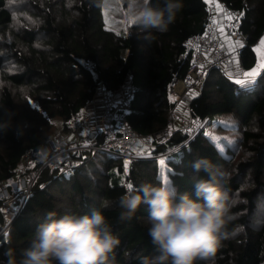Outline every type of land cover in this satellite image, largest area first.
<instances>
[{
	"label": "trees",
	"instance_id": "obj_1",
	"mask_svg": "<svg viewBox=\"0 0 264 264\" xmlns=\"http://www.w3.org/2000/svg\"><path fill=\"white\" fill-rule=\"evenodd\" d=\"M21 1L14 6L0 0V115L10 110L12 120V127L0 132V182L14 176L26 150L44 148L42 134L53 120L58 134L66 132L102 90L120 91L126 81L135 87L125 113L128 125L149 135L168 124L176 104L170 87L186 74L191 55L184 42L204 26V0H182L183 9L164 33H146L131 18V23L112 27L103 0ZM220 1L241 13L246 38L238 63L247 72L256 64L254 46L264 33V0ZM24 18L34 21L28 24ZM237 78L241 77L212 68L199 93L188 101L192 120L214 125L218 116L232 115L236 126L229 129L237 134L233 143L223 140L224 135L217 140L203 128L186 131L175 124L166 141L151 143L146 156L126 161L88 150L72 153L70 170L39 173L0 238V264H9L10 257L18 264L45 213L84 214L105 200L111 206L104 214L121 241L116 264H140L141 257L154 254L147 209L142 205L130 221L120 222V197L129 184L135 188L144 182H170L180 192L191 193L196 179L207 178L193 170V162L200 158L211 161L217 176L230 171L226 186L238 191L243 201L232 209L237 219L229 226L238 233L222 241L212 264H264V218L254 222L257 201L264 196V68L254 83L241 86L235 83ZM106 134L105 128L96 130V142Z\"/></svg>",
	"mask_w": 264,
	"mask_h": 264
},
{
	"label": "clouds",
	"instance_id": "obj_2",
	"mask_svg": "<svg viewBox=\"0 0 264 264\" xmlns=\"http://www.w3.org/2000/svg\"><path fill=\"white\" fill-rule=\"evenodd\" d=\"M127 4L131 20L146 33L167 32L183 9L182 0H127ZM11 127L10 110L5 109L0 132ZM192 167L207 178L196 179L191 193L180 192L170 182H144L120 197V222L130 221L142 205L147 209L154 254L141 257L140 264H212L222 241L237 235L238 229L229 226L237 219L232 209L243 201L238 191L226 186L230 178L226 173L217 176L207 158L194 161ZM110 206L105 200L84 214L45 213L18 264H116L121 241L103 211ZM9 264L17 261L10 257Z\"/></svg>",
	"mask_w": 264,
	"mask_h": 264
},
{
	"label": "built area",
	"instance_id": "obj_3",
	"mask_svg": "<svg viewBox=\"0 0 264 264\" xmlns=\"http://www.w3.org/2000/svg\"><path fill=\"white\" fill-rule=\"evenodd\" d=\"M207 13L202 30L189 37L185 42V49L190 53V60L183 78L175 80L170 92L177 93L184 101V91L200 85L212 68L224 69L232 60L234 54L222 40L218 28V15L216 4L225 16H231L225 27L227 35L235 42H245L246 34L240 27V11L226 6L220 0H204ZM240 47L237 49L239 51ZM237 51V52H238ZM135 91L134 85L126 81L120 91L110 92L102 90L95 99L100 105L99 120L107 134L101 141L96 142L94 135L88 143L81 142L83 130H89L94 114L87 107L79 117L70 123L64 133H59L47 148L41 150H26L18 162L16 173L8 181L0 182V238L4 236L16 214L20 211L28 198L39 173L43 169L59 168L60 172L68 171L73 166L72 153L88 150L92 153H105L114 158H136L132 148L139 138L150 143L166 141L173 125L178 124L186 131H197L207 121H196L184 117L172 109L168 124L149 135H140L132 129L126 119L125 113ZM182 95V96H181ZM207 124V123H206ZM34 162L38 168L34 174L25 172L28 163ZM18 203V205H17ZM14 208V209H13ZM13 209V211H12Z\"/></svg>",
	"mask_w": 264,
	"mask_h": 264
},
{
	"label": "rangeland",
	"instance_id": "obj_4",
	"mask_svg": "<svg viewBox=\"0 0 264 264\" xmlns=\"http://www.w3.org/2000/svg\"><path fill=\"white\" fill-rule=\"evenodd\" d=\"M20 1L21 0H8L10 5H14V6L17 2H20ZM103 5H104L103 6L104 15H105V17H108L111 19V21L113 23L111 25L112 27H116V28L118 27L119 28V27L124 25L125 21H128V18H130L127 0H103ZM17 6L19 8L20 4ZM24 7H27V5ZM20 9H21V7H20ZM23 16L29 18L28 16H25V15H23ZM27 18H24L23 20H25L26 23H28V24H30L32 21H34L33 19L30 21ZM16 25H18V22L16 23ZM21 25H25L24 22H22V23L20 22L19 26H21ZM259 40H260V42L258 41L257 44L254 46V48H255L254 50H256L257 57H256V64L254 65V68H252V69L256 68V70H258L257 71L258 74L261 70V68H259L258 65L260 64L262 53H264V46L261 45V41L264 40V33ZM236 65H237L236 69L238 72H235V73L227 72V68H228L227 66L224 68V70L233 77L243 78V73H245V72L242 71L240 67H238L237 57L233 56V58H232V60L228 66H230V68L235 69L234 66H236ZM252 69L249 71H252ZM249 71H247V72H249ZM170 96H171V99L173 100L174 99L173 95H170ZM180 102H182V101H180ZM182 103L184 104L182 106L184 107V112H185L187 110L185 107L186 105H185V102H182ZM217 118H218V120L216 119L217 121L215 122L214 125L209 124V121H207L206 122L207 124L203 123L201 128H203V130L206 129V131L208 133H212L211 135L213 136V138H215L217 140L222 139L220 137V135H224L225 137L223 138V140H228L229 142L233 143L237 134L234 133L233 131H231L229 129V127L236 126V120L230 114H223V115L218 116ZM52 122L53 123H51V127L46 129L42 134V136L45 139L44 148L49 147V145L52 143V141L58 135L59 129H58L57 123H56L57 120H53ZM217 122H219V124H217ZM219 125H222L223 127H218ZM82 133H84V134H82ZM82 133H81V142L82 143H88V141H90V139L93 135L91 136V133L88 134V130H83ZM137 141H138V143L133 149L135 156L140 157L143 155L144 156L148 155V153L151 149V143L149 141L142 139V138H139ZM144 146H145V148H144ZM98 154H99L98 155L99 157L100 156L103 157L106 155L103 152L98 153ZM124 159H126V161L129 160L128 158H124ZM159 161H162V160L160 159ZM34 164H35L34 162L28 163V165L26 166L27 169L25 170V172H28V174L34 173V171H35L34 170L35 169ZM32 168H34V169H32ZM225 173L228 175L230 173V171L227 170V171H225ZM257 203H258V209H257V212L255 213L256 214L255 220H254L255 223L261 221L264 218V196H262V195L259 196ZM17 205H18V203H17ZM13 209H12V211H13Z\"/></svg>",
	"mask_w": 264,
	"mask_h": 264
},
{
	"label": "crops",
	"instance_id": "obj_5",
	"mask_svg": "<svg viewBox=\"0 0 264 264\" xmlns=\"http://www.w3.org/2000/svg\"><path fill=\"white\" fill-rule=\"evenodd\" d=\"M217 5L218 4H216V11H217V15H218V19H219V21H218V28H219V33H220V36H221V38H222V40L224 41V43H225V45H226V47L230 50V51H232V53L234 54V56L235 57H237V62L239 61L238 60V48L239 47H241V43H238V42H235V41H233L232 39H230V37L227 35V33H226V30H225V27H226V25H227V20H228V18H227V16H225V14L221 11V8H220V6L219 7H217ZM221 29H222V31H221ZM263 35V34H262ZM261 38V37H260ZM259 42H260V40H259ZM255 49V48H254ZM255 53H256V50H255ZM256 57H257V53H256ZM229 65V64H228ZM227 65V72H233V73H235V72H238L237 71V69H236V67H237V65L236 66H234V68L235 69H233V68H230V66H228ZM238 67H240L239 66V63H238ZM257 67V66H256ZM253 68H254V66H253ZM252 69V68H251ZM250 69V70H251ZM256 69V68H255ZM236 70V71H235ZM253 70V69H252ZM258 71V70H257ZM234 75V74H233ZM257 78V77H256ZM199 91H200V85H196V86H194V87H192V88H190V89H188V90H186V91H184V99L186 98V100H182L181 99V97H180V95L179 94H177V93H172L171 95H173V97H174V101L176 102V104H175V107H174V110L177 112V113H179V114H181L182 116H184V117H189V109H188V101H189V99L191 98V97H193V96H195V95H197L198 93H199ZM182 96V95H181ZM180 101H182V102H185V107H186V111L184 112V107L182 106V105H184L182 102H180ZM89 110H91V112H93V114H94V117H93V122L91 123V128L88 130V134L89 133H91V135H95V133H96V130H98V129H100V128H102L101 127V124H100V120H99V114H100V105H99V103L98 102H94V103H92V104H90L89 105V107H87ZM82 134H84V133H82ZM137 143H138V141H137ZM137 143L134 145V147L137 145ZM141 146V145H140ZM134 147L132 148V151H134L133 149H134ZM144 148H145V146H144ZM143 149V148H142Z\"/></svg>",
	"mask_w": 264,
	"mask_h": 264
},
{
	"label": "snow or ice",
	"instance_id": "obj_6",
	"mask_svg": "<svg viewBox=\"0 0 264 264\" xmlns=\"http://www.w3.org/2000/svg\"><path fill=\"white\" fill-rule=\"evenodd\" d=\"M217 7H219V6L217 5ZM228 19H232V17L228 16ZM128 22L131 23L130 20ZM221 31H222V29H221ZM261 45L264 46V40L261 41ZM258 67L259 68H264V53H262L261 61H260V64L258 65ZM257 75H258L257 70L253 69L252 71L243 73V78H237L235 80V83L238 84V85H241V86H245V85L254 83L255 80H256ZM163 163L164 162L161 161V164H163ZM125 167H127V163H126ZM128 188L129 189L132 188V185L129 184Z\"/></svg>",
	"mask_w": 264,
	"mask_h": 264
},
{
	"label": "water",
	"instance_id": "obj_7",
	"mask_svg": "<svg viewBox=\"0 0 264 264\" xmlns=\"http://www.w3.org/2000/svg\"><path fill=\"white\" fill-rule=\"evenodd\" d=\"M185 100H186V98H185ZM96 102H98V101H96Z\"/></svg>",
	"mask_w": 264,
	"mask_h": 264
}]
</instances>
